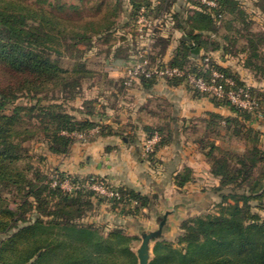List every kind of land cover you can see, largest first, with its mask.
Instances as JSON below:
<instances>
[{"label":"trees","instance_id":"trees-1","mask_svg":"<svg viewBox=\"0 0 264 264\" xmlns=\"http://www.w3.org/2000/svg\"><path fill=\"white\" fill-rule=\"evenodd\" d=\"M215 1V6H208L200 0H189L191 7L180 12L172 11L177 0H160L158 4L130 0L132 32L118 33L124 0L69 4L60 0H0V264H137L134 249L138 235L121 224H96L85 217L107 201L112 212L135 217L152 208L153 199L126 186L118 187L119 199H106L89 189L67 191L60 184L54 185V179L61 182L68 177L74 183L86 176L108 179L94 173L71 175L58 169H52V177L36 165L28 142H43L48 154L61 155L68 153L76 140L73 133H88L97 125L101 127L99 132L105 131L106 127L95 119L97 99L83 93L84 84L98 74L89 66L86 54L97 39L99 58L105 52L129 63L137 53L131 44L137 42L135 23L143 5L163 25L170 19L174 27L186 30V37L168 62L161 59L169 37L157 36L155 50L149 54L151 63L203 73L204 60L210 57L206 75L216 69L241 82L230 67L213 61L209 53L222 50L232 54V45L243 38L238 52L246 54L244 65L264 78V53L259 50L256 33L248 29L250 22L240 1ZM260 1L264 12V0ZM84 7L92 12L84 14ZM67 10L75 15L66 14ZM223 21L226 31L222 32ZM214 35L222 37L223 42L211 41ZM196 48L203 51L199 59H195ZM99 72L100 77L108 75ZM124 81L125 76L117 83L119 92L128 89ZM156 81L155 77L141 76L138 82L151 86ZM167 81L185 83L182 78ZM251 88L255 96L263 95L259 103L264 114V92ZM21 96L29 100L18 102ZM81 96L83 106L78 108V117L65 104ZM104 98L112 102L113 96ZM211 100L236 112L235 116H224L210 111L201 118L202 126L191 128L194 141L220 180L216 187L221 198L219 211L195 214L182 221L176 241L157 240L150 264H264V220L254 211V207L264 208L263 132L251 123L257 119L254 113L226 98ZM158 116L157 123L144 128L147 138L160 134L150 155L159 144L171 141L175 131V118L168 111ZM190 179L187 170L176 175L179 186Z\"/></svg>","mask_w":264,"mask_h":264},{"label":"crops","instance_id":"crops-1","mask_svg":"<svg viewBox=\"0 0 264 264\" xmlns=\"http://www.w3.org/2000/svg\"><path fill=\"white\" fill-rule=\"evenodd\" d=\"M151 1L153 4L160 2V0ZM124 3L118 33L128 32V25L131 21L132 5L130 0H124ZM189 6L191 7L186 0H177L172 11L182 12L186 7L190 8ZM171 14L167 13V15ZM159 35L169 37L167 50L161 59L168 62L173 57L180 41L186 37V30L174 27L170 19L166 25L161 22L147 50L148 56L154 52L156 37ZM118 43L120 44V41ZM214 52L212 51L211 54ZM202 53L203 51L197 52L195 59H199ZM217 62L227 66L228 60L227 57H221ZM127 63L124 58L120 57L99 58L101 70L108 73L106 76L101 75L105 78L101 77L99 80V121L106 129L90 140V144H98L95 151L76 152L75 144L82 141L76 137L68 153L51 154L55 161L52 167L71 175L94 173L107 178L116 185L134 188L149 195L155 201L152 203V208H145L143 212L153 211L156 219L160 216L164 217L167 213L164 236H168L181 229L182 221L192 215L209 211V208L212 209L220 201L214 196L218 194L220 197L216 191L220 180L212 173L211 165L204 152L194 141L195 136L191 128L196 124L202 126L201 118L210 111L224 116H235L236 112L226 105L215 104L207 96L197 94L184 82L172 84L167 80H159L151 86L138 82L131 88L119 92L116 86L119 85L118 81L125 76L122 75L125 71L123 66ZM113 73L120 75H113ZM241 78L244 83L264 92V78L257 77L254 80L248 75H242ZM113 93L115 95H112ZM105 96H113L112 102L105 99ZM163 110L168 111L175 118L173 122L175 131L171 141L159 144L156 151L148 155L149 159L143 151V144L147 139V132L144 128L157 123L160 118L158 113ZM251 123L263 132L260 147L264 149V119ZM185 170L191 173V179L183 186H179L176 175ZM168 193H175L172 205L159 208L158 201H165V198H169ZM200 197L208 199L210 197L211 206L209 205V208L203 211L198 201H195ZM105 206L107 205H102L99 211L101 210L102 215L107 216ZM188 209L192 210L189 215H186L183 211ZM143 212L135 217H128L115 211L111 216L113 225L121 224L134 233L136 226H130L131 221L142 219L140 215Z\"/></svg>","mask_w":264,"mask_h":264},{"label":"rangeland","instance_id":"rangeland-1","mask_svg":"<svg viewBox=\"0 0 264 264\" xmlns=\"http://www.w3.org/2000/svg\"><path fill=\"white\" fill-rule=\"evenodd\" d=\"M51 1L56 2L57 0H51ZM60 1L68 3V4L69 3H80L79 0H60ZM239 1L241 3L242 8L247 13L246 21L250 22L248 29L250 31L256 33L255 39L257 41V45L259 47V50L264 53V12H263V9L261 8V5H260L261 1L260 0H239ZM168 2H170V1H168ZM186 2L189 3V0H186ZM83 12H84V14H89L92 12V10L89 7L88 8L84 7ZM65 13L66 14L69 13V15H75V13L72 12L71 10H67ZM153 14L158 15V12L156 10H153ZM238 25H239V27H241L242 24L238 23ZM131 28L132 27L129 26L128 31L132 32ZM221 31L222 32L226 31V28L224 27V21L221 23ZM229 33L231 34V31H229ZM129 37L131 39L130 35H129ZM217 39H219V40L221 39V42H223L222 37H217L216 35L211 37V41H216ZM243 41H244L243 38H239L237 43L234 44V46L232 45V49H231L232 54L231 53L224 54V52L222 50L215 51L217 53L214 52V54H211V52L209 53V55L211 56V58L215 62L220 60L221 57L226 56L227 60H228L227 67H230L232 69V71H234V73H236V75L240 78L241 82H243V80L241 78L242 75H248L249 77H251L254 80H255V78H257L255 73L251 69L246 68V66L244 65L246 54L238 52ZM98 42L99 41L97 39L94 40L95 46L91 50H88V52L86 54V58H87L89 66L93 70H96L98 72V74H95L90 80H88L84 84L83 93H84V97H87L89 99L90 98L97 99V104H96L97 117L95 119L99 122V80L101 78L99 76V74H100L99 71H101V67L99 65V45H96ZM131 45H135L136 50L140 47L139 44L137 42H134V41L132 42ZM210 46L212 47L213 45L210 44ZM105 56H106L105 52L101 54V57H105ZM217 63H219V62H217ZM127 65H128V63L125 66H123V67H125V71H123L122 75H125ZM197 67L200 68V66H197ZM113 75H120V74L119 73L118 74L113 73ZM252 87L256 88L259 93H263V91H261L259 88L255 87V86H252ZM207 97L211 98L210 96H207ZM257 97H258V99H260V98H263V95L262 96L257 95ZM28 100H29L28 97L21 96L19 98L18 102H27ZM65 105H66V108L70 112H72L75 115H77L78 117H80V113L78 111V108L83 106V97L81 96V98L79 97L77 99H70L66 102ZM256 118H257V116H256ZM260 119H264V118L263 117L257 118V119H255V121L259 122ZM97 134L98 133H94V135H97ZM91 137L92 136H89L88 138H85V139L80 138L82 141H79L78 143L75 144V151L76 152L83 151V153H85V152L87 153L90 150L95 151V148L98 147V144L97 143H91L90 144L89 142L91 139H89V138H91ZM28 145L31 149V153H33V155H34L36 165H38V166L41 165V167L45 171L47 170L48 173H50L52 177L55 176V174L52 175V172H51L53 169V167H52L53 163H55V161L53 160V157H51V154H48L47 149H46V145L43 142H38V141H29ZM144 146H145V144H143L144 154L146 155L147 158L150 159V157L148 156V155H150V153L145 152ZM42 155L43 156L47 155L46 159H42L41 158ZM82 156H84V154ZM167 196L169 198H165L166 199L165 201H163V200L158 201L159 208H165L169 204L172 205L173 199L175 197V193H172V194L168 193ZM214 196H216L215 198H217V200H220V197L218 196V194H215ZM209 199H210V197H209ZM209 199L207 197H203V198L200 197L199 199H196L195 201H198V205L202 207V211H203L206 208H209V205L211 206ZM107 202L103 204V205H107L104 208L105 210H107L105 212V214L107 216L102 215V211L101 210H100L101 212L99 211V206H98V207H94V209L87 212V215L85 217L86 221H95L96 224H99V221L102 220V222L107 224V225L113 224L114 223V222H112L113 218H111V216L113 215V212L110 209L111 204L107 203ZM255 203L256 202H253V204H255ZM13 207H15L14 204H13ZM191 210L192 209H188V210L183 211V212L186 215H189ZM218 211H219V207L217 206V204H215V207H213L212 209L209 208V211H203L202 213H206V212L216 213ZM254 211L258 212L264 220V208L261 209V208L254 207ZM103 213H104V211H103ZM146 213H148V214H146ZM129 216L130 215H128V217ZM140 216L142 219L139 218V220H137V221L133 220V221H131L132 223L130 224V226H132V227H133V225L136 226L134 233L139 236L138 239L135 240V249H134L135 251L138 248V246L140 245L141 240H142L141 231L146 230V229L151 230V229L158 228V223H159V220L161 218V216H160V217H158V219H156L153 211L143 212V214ZM180 232H181V229L172 233L171 235L164 236L162 239H168L171 241H176L177 236L180 234ZM158 240H160V239H158ZM156 241L157 240H154V242H153V257H154V246H155Z\"/></svg>","mask_w":264,"mask_h":264},{"label":"built area","instance_id":"built-area-1","mask_svg":"<svg viewBox=\"0 0 264 264\" xmlns=\"http://www.w3.org/2000/svg\"><path fill=\"white\" fill-rule=\"evenodd\" d=\"M208 6H215V0H200ZM160 20L149 13L146 6L139 8L136 18L137 42L139 48L134 58L128 63L125 73V85L128 88L134 86L141 76L147 78L155 77L158 80H167L171 78H182L190 87L204 93L210 97L226 98L233 105L246 109L254 114L257 118H264L260 110V103L257 96L253 94L252 88L246 83L237 81L234 77L225 74L222 71L212 69L211 74H205L209 67L210 57L205 58L203 73L187 71L178 66H170L165 63H151L147 50L152 43L153 36L157 27L160 26ZM100 125H97L88 133H73L76 137L85 139L93 136L100 131ZM160 141V134L154 133L146 139L144 150L146 153L154 151ZM53 184L60 186L67 191L75 192L79 189H89L98 193L106 199L121 198V192L116 185L109 180L96 179L95 177L86 176L84 180L74 183L70 178H65L58 182L55 178ZM136 202V201H135Z\"/></svg>","mask_w":264,"mask_h":264},{"label":"water","instance_id":"water-1","mask_svg":"<svg viewBox=\"0 0 264 264\" xmlns=\"http://www.w3.org/2000/svg\"><path fill=\"white\" fill-rule=\"evenodd\" d=\"M195 52H199V49H194ZM167 226V213L164 217L160 218L158 228L151 230L141 231V243L136 249V255L138 257L137 264H150L153 258V242L154 240L162 239L166 231Z\"/></svg>","mask_w":264,"mask_h":264}]
</instances>
